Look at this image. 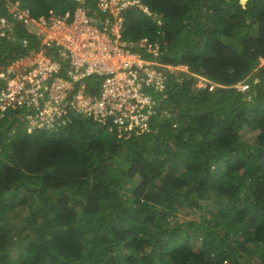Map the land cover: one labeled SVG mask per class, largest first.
I'll use <instances>...</instances> for the list:
<instances>
[{
	"label": "trees",
	"instance_id": "obj_1",
	"mask_svg": "<svg viewBox=\"0 0 264 264\" xmlns=\"http://www.w3.org/2000/svg\"><path fill=\"white\" fill-rule=\"evenodd\" d=\"M19 1L33 17H103L97 0ZM139 1L148 13L125 8L122 37L224 86L169 76L128 139L91 118L58 133L0 119V264H264V0ZM26 51L0 37V64Z\"/></svg>",
	"mask_w": 264,
	"mask_h": 264
},
{
	"label": "built area",
	"instance_id": "obj_2",
	"mask_svg": "<svg viewBox=\"0 0 264 264\" xmlns=\"http://www.w3.org/2000/svg\"><path fill=\"white\" fill-rule=\"evenodd\" d=\"M96 5L103 15L99 23L82 5L72 14L33 17L19 0H0V37L27 49L0 64V119L16 113L31 132L55 131L77 117L91 118L118 139L150 129L156 104L151 91L165 97L168 77L189 70L159 60L156 41L122 37L125 8L148 13L139 0H97ZM18 26L28 35L19 37ZM189 74L197 87L212 91L221 86L202 74ZM91 76L100 81L98 86L88 85ZM233 87L246 92L250 84L244 79Z\"/></svg>",
	"mask_w": 264,
	"mask_h": 264
},
{
	"label": "rangeland",
	"instance_id": "obj_3",
	"mask_svg": "<svg viewBox=\"0 0 264 264\" xmlns=\"http://www.w3.org/2000/svg\"><path fill=\"white\" fill-rule=\"evenodd\" d=\"M91 18H93L96 22H98L97 21V17L95 16V15H90V14H88ZM125 29H126V24L124 25V31H125ZM130 38H132V35L131 36H129ZM261 63L262 64H264V61H261ZM179 72L180 73H189V72H187V71H178V75H179ZM190 75V79H192L193 77L191 76V74H189ZM187 78H188V76H187ZM180 79L182 80V77H180ZM87 82H88V85L89 86H98L99 85V80H97V78L95 77V76H91V77H88L87 79ZM248 93H250V92H247L246 93V95L244 96V100H248V99H250V95L248 94ZM152 97H153V99L156 101V102H158L157 100H159V102H160V100L161 99H159V98H162V93L160 94L159 92H156V93H153L152 92ZM17 125L18 126H21V127H25V125L23 124V122H21L20 121V119H18L17 118ZM62 130H64V129H60L59 131H57L56 133H58V132H60V131H62ZM47 133V132H46ZM243 134H242V138L244 139V140H246V141H248V142H253L254 140L251 138V136L250 135H252V134H254L253 132H250V131H247V132H242ZM177 213H179L178 215L179 216H183V217H186L187 219H197L198 218V215L200 214V212L199 211H196V214H195V216H193V215H189L188 214V210H185L184 212H183V210H182V208H180L178 211H177ZM16 252H18V251H15V252H13L14 254H12V257H14V258H16L17 257V253Z\"/></svg>",
	"mask_w": 264,
	"mask_h": 264
},
{
	"label": "clouds",
	"instance_id": "obj_4",
	"mask_svg": "<svg viewBox=\"0 0 264 264\" xmlns=\"http://www.w3.org/2000/svg\"><path fill=\"white\" fill-rule=\"evenodd\" d=\"M202 75H203V74H202ZM204 76H205V75H204ZM212 81H213V80H212ZM241 81H242V80H241ZM214 82H215V81H214ZM192 83H193L194 86H195L196 88H198V89H208V88L197 87L196 84H195V79H194V78H193ZM216 83H217V82H216ZM237 83H238V82H237ZM218 84H220V83H218ZM221 86H224V85L221 84ZM221 86H217V87H221ZM217 87H216V88H217ZM216 88H215V89H216ZM250 88H251V87H250ZM215 89H214V90H215ZM214 90H212V91H214ZM208 91H210V90H208ZM248 91H249V90H248ZM248 91H246V92H241V93H247Z\"/></svg>",
	"mask_w": 264,
	"mask_h": 264
}]
</instances>
